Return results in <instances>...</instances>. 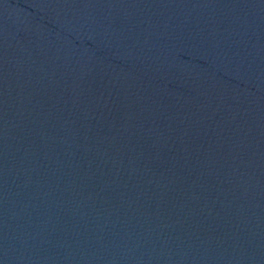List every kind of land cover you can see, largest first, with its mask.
<instances>
[{
  "label": "water",
  "instance_id": "1",
  "mask_svg": "<svg viewBox=\"0 0 264 264\" xmlns=\"http://www.w3.org/2000/svg\"><path fill=\"white\" fill-rule=\"evenodd\" d=\"M0 264H264V0H0Z\"/></svg>",
  "mask_w": 264,
  "mask_h": 264
}]
</instances>
